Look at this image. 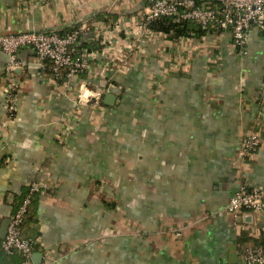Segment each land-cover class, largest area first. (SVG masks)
Instances as JSON below:
<instances>
[{
  "label": "crops",
  "instance_id": "0c3cea01",
  "mask_svg": "<svg viewBox=\"0 0 264 264\" xmlns=\"http://www.w3.org/2000/svg\"><path fill=\"white\" fill-rule=\"evenodd\" d=\"M150 1L0 0V36L85 29L92 54L59 82L32 49L11 74L0 53V224L42 190L32 264H242L259 246L241 236L259 238L264 208L226 206L243 185L264 191V40L251 31L239 56L225 34L134 37ZM84 84L99 105L78 102Z\"/></svg>",
  "mask_w": 264,
  "mask_h": 264
},
{
  "label": "built area",
  "instance_id": "2783aa9c",
  "mask_svg": "<svg viewBox=\"0 0 264 264\" xmlns=\"http://www.w3.org/2000/svg\"><path fill=\"white\" fill-rule=\"evenodd\" d=\"M163 18H171L175 23L191 21L212 33L229 35L231 45L236 55H245L246 46L251 31L255 30L264 40V0H151L150 8L140 14L135 21L134 37H165L161 32L149 29V24ZM118 27V28H117ZM117 29L120 26H116ZM107 29L102 35V44L110 43L111 35L116 31ZM85 29H76L61 36L58 33L22 32L0 36V53L7 56L6 71L14 72L19 67L17 54L20 49L29 48L36 54L40 62L49 61L55 76L67 69L68 79L76 78L79 74L90 70L91 52L81 49L82 36L87 34ZM98 32V31H97ZM96 35V37H98ZM78 102L82 105L92 103L99 105L101 94L90 92L88 85L78 88ZM261 102L264 104V81ZM11 109V108H10ZM67 132L69 131H61ZM67 135V136H68ZM63 138L65 136L63 134ZM66 140V139H65ZM259 140L250 136L240 145L239 155L250 156L256 151ZM37 189L36 186L32 190ZM29 198L13 213L9 220L7 232L1 242V248L6 254L20 252L24 261L22 264H32L33 243L21 239L20 224L26 212ZM264 208V191L240 187L229 199L226 212L236 218L243 211L259 213ZM254 234L264 240V221L259 223ZM242 264H264V245L247 248L241 254Z\"/></svg>",
  "mask_w": 264,
  "mask_h": 264
},
{
  "label": "trees",
  "instance_id": "16d2710c",
  "mask_svg": "<svg viewBox=\"0 0 264 264\" xmlns=\"http://www.w3.org/2000/svg\"><path fill=\"white\" fill-rule=\"evenodd\" d=\"M149 29H151L154 32H161L164 34L166 39H169L171 41H176L180 38H201L203 36H206L209 33H212L211 30L201 27L200 25L193 23L191 21H183L181 23H175L171 18H163L160 20H156L149 24ZM92 47H90L91 49ZM45 71L46 74H49L50 77H53L54 79L57 78V80L60 82L62 77L64 78V75L68 72L67 69H63L61 73L58 76H55L54 72L51 69V63L49 61H45ZM56 80V81H57ZM41 189H35L32 190V185H28L25 187L23 195L20 197V199H17L16 201H13V208L16 211L24 202L25 198H29L30 202L27 205L26 212L23 216L22 223L20 224V237L24 240H29L33 243L32 248L33 251L37 250L39 247L38 237L36 234L31 235H25L24 230L26 229L27 225L33 224L37 222V218H35L36 215V207L35 204L38 201V197L41 195ZM14 211V212H15ZM247 233L250 234L249 231ZM244 235V236H243ZM244 241H248L254 245L263 246L264 240L262 238H255L250 234V237L247 236L246 232L242 234ZM1 242L0 240V249L3 254V258L1 259V264H22L24 261V257L20 252H14L13 254H6L2 248H1Z\"/></svg>",
  "mask_w": 264,
  "mask_h": 264
},
{
  "label": "water",
  "instance_id": "95a60500",
  "mask_svg": "<svg viewBox=\"0 0 264 264\" xmlns=\"http://www.w3.org/2000/svg\"><path fill=\"white\" fill-rule=\"evenodd\" d=\"M8 225H9L8 219L2 221L0 224V239H2V240L4 239V237L6 235ZM232 257H234V256H232Z\"/></svg>",
  "mask_w": 264,
  "mask_h": 264
}]
</instances>
